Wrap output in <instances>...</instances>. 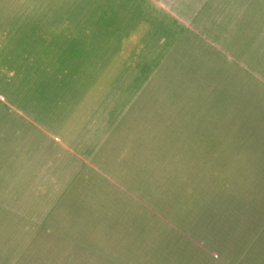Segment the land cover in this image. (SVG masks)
<instances>
[{
  "label": "rangeland",
  "instance_id": "1",
  "mask_svg": "<svg viewBox=\"0 0 264 264\" xmlns=\"http://www.w3.org/2000/svg\"><path fill=\"white\" fill-rule=\"evenodd\" d=\"M251 1L0 0V195L92 264H264Z\"/></svg>",
  "mask_w": 264,
  "mask_h": 264
},
{
  "label": "crops",
  "instance_id": "2",
  "mask_svg": "<svg viewBox=\"0 0 264 264\" xmlns=\"http://www.w3.org/2000/svg\"><path fill=\"white\" fill-rule=\"evenodd\" d=\"M28 11H38L45 0H14ZM164 1V0H162ZM264 0L252 1L253 5H264ZM24 12H25V9ZM250 14L252 11H250ZM33 16V18H32ZM31 21H41L37 14L29 15ZM12 193L4 191L0 195V264H92L89 254L61 252L60 240L45 238L44 222L39 220V212L30 217L27 207L11 205ZM4 199V200H1ZM53 208L52 210H54ZM42 214V212H41ZM41 231V232H39ZM100 259L95 261H104Z\"/></svg>",
  "mask_w": 264,
  "mask_h": 264
}]
</instances>
